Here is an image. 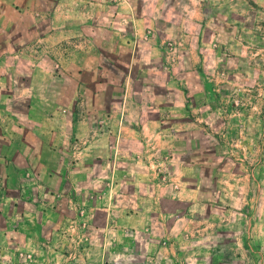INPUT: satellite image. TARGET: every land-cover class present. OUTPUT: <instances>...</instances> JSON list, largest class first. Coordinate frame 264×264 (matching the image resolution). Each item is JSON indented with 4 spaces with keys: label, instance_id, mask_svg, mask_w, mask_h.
Masks as SVG:
<instances>
[{
    "label": "rangeland",
    "instance_id": "374dc122",
    "mask_svg": "<svg viewBox=\"0 0 264 264\" xmlns=\"http://www.w3.org/2000/svg\"><path fill=\"white\" fill-rule=\"evenodd\" d=\"M75 2L0 0V264H264V0Z\"/></svg>",
    "mask_w": 264,
    "mask_h": 264
},
{
    "label": "crops",
    "instance_id": "0c3cea01",
    "mask_svg": "<svg viewBox=\"0 0 264 264\" xmlns=\"http://www.w3.org/2000/svg\"><path fill=\"white\" fill-rule=\"evenodd\" d=\"M85 1H87L88 4L90 5V6H87L86 7V8H88V13H89V11L90 12L92 11V6L94 5V2H93V0H85ZM72 2H74L75 4H77L75 2V0H72ZM117 3L118 4H121L119 2H117ZM96 4L97 5H100L102 8H104L105 11L108 10V9H106V7L103 4H100L99 2H96ZM84 7H85V5H84ZM77 8L79 9L80 7L79 6L77 7L76 5H72V24H75L76 23V19L77 18L83 17L81 15V13L79 12V10H76ZM88 13L86 12L85 18H91V20L94 19L93 12L91 13V15H88ZM117 18H118V21H119L118 23L120 25L125 24V23H127V22H129L131 20L134 23V25L132 24V26L134 27V30L136 31V34H139L140 30L143 31V29L145 28V26H148L147 24H145V22L143 23L142 19H135V18L132 17V15H131V18H127V16H123V15L118 16V14H117L116 15V19ZM91 20H88V21H85V22H87L88 24H92ZM120 29H123V28L120 27ZM85 121H86L85 123L88 124L87 120H85ZM6 135H7V133L4 136H6ZM10 143H11L10 140H8V144H10Z\"/></svg>",
    "mask_w": 264,
    "mask_h": 264
}]
</instances>
